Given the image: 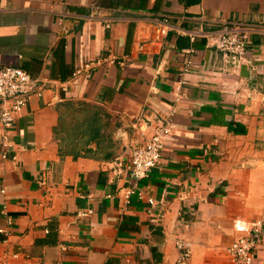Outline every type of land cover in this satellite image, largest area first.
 <instances>
[{
    "label": "crops",
    "instance_id": "crops-1",
    "mask_svg": "<svg viewBox=\"0 0 264 264\" xmlns=\"http://www.w3.org/2000/svg\"><path fill=\"white\" fill-rule=\"evenodd\" d=\"M93 7L111 29L89 18ZM162 19L169 33L156 47ZM231 22H264V0H0V68L45 84L0 166V264H175L183 218L191 264H233L235 219L263 223L264 264V33L251 39L254 66L230 70L207 37ZM191 31L203 34L192 43ZM173 109L174 137L141 182L145 200L125 203L131 154L154 131L139 119ZM93 120L100 138L87 142L80 132Z\"/></svg>",
    "mask_w": 264,
    "mask_h": 264
},
{
    "label": "built area",
    "instance_id": "built-area-1",
    "mask_svg": "<svg viewBox=\"0 0 264 264\" xmlns=\"http://www.w3.org/2000/svg\"><path fill=\"white\" fill-rule=\"evenodd\" d=\"M92 19H101L107 29H111L113 23L108 16H102L100 7H93L88 15ZM155 30V36L151 38L150 43L161 47L169 33L170 23L168 19L155 21L152 24ZM264 33V22L260 23H240L231 22L223 24L221 30L215 35L208 36V42L212 44L221 56L224 67L230 70H238L243 66H254L255 60L250 56L251 39L255 34ZM201 31H191L189 37L194 43ZM145 43L140 44L139 50H145ZM194 50L187 51L192 53ZM114 64L115 60H107ZM101 61L89 62L78 68L73 79L85 77L92 73L95 67ZM123 64V63H122ZM192 71L191 57L185 63L183 74L186 75ZM66 91V87L63 88ZM180 90V88H179ZM45 91V84L38 78H34L23 68L18 66H8L0 68V125L3 129L1 136L2 150L0 153V166L9 159L8 150L11 147L10 130L13 128L16 119L22 114L28 106L30 99L34 95L42 96ZM175 110L167 115H155L152 119L148 115L142 117L149 124H154V131L150 139L140 146L135 147L131 154L130 166L134 182L123 194L125 203H130L132 197L139 200H145V191L141 182L148 179L151 171L162 163V151L167 145L168 140L174 137ZM16 159V157H14ZM5 193L4 189H1ZM150 205H156L155 198L147 197ZM93 211L78 213L79 216H86ZM183 230L176 239L177 259L175 264H191L193 255V242L188 237V231L191 228L190 220H181ZM235 232L234 240L228 246L227 253L233 264H255L260 244V236L263 233V223L261 221H247L244 219H235L233 223ZM17 257V255H14ZM5 264H11L5 262Z\"/></svg>",
    "mask_w": 264,
    "mask_h": 264
},
{
    "label": "trees",
    "instance_id": "trees-1",
    "mask_svg": "<svg viewBox=\"0 0 264 264\" xmlns=\"http://www.w3.org/2000/svg\"><path fill=\"white\" fill-rule=\"evenodd\" d=\"M80 134H82V136L85 137L87 142H91L94 140L98 141L100 138V130L97 127V121L93 120L88 124L86 128H84L83 125V129L81 130Z\"/></svg>",
    "mask_w": 264,
    "mask_h": 264
}]
</instances>
